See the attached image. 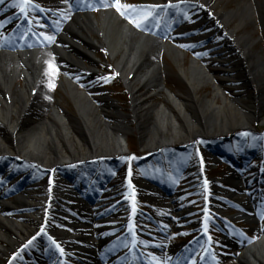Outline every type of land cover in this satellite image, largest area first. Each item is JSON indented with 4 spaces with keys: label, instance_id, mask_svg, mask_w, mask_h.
<instances>
[{
    "label": "bare ground",
    "instance_id": "obj_1",
    "mask_svg": "<svg viewBox=\"0 0 264 264\" xmlns=\"http://www.w3.org/2000/svg\"><path fill=\"white\" fill-rule=\"evenodd\" d=\"M164 2L167 6L180 3L199 6V16L186 15L177 36L186 40L191 37V41L186 42L192 46L203 39L209 42L202 56L197 47H193L188 74L181 68L189 90L187 98L171 93L163 81L160 55L164 52L179 64L183 58L177 46L134 31L112 6L101 10L100 19L89 12L72 15L58 41L47 48L0 50V173L10 162L2 157L7 152L14 153L20 162L48 169L49 174L67 163L115 158L128 151L125 133L132 129L131 123L141 134V146L153 151L165 144H184L199 137L221 138L237 127H250L253 115L261 116L262 97L259 95L264 82L256 76L264 72L262 56L255 52L250 33L237 36V32L247 19L254 21L255 14L263 23L264 0H242L230 10L218 6V0ZM235 18H239L238 25L229 29ZM218 33L216 40L224 37L221 39L224 42L217 47L210 45ZM225 44L229 50L219 51ZM96 50L109 56L111 62L105 65L127 89L128 111L102 88V81L94 71L101 66L94 57ZM223 50L228 54L221 55ZM197 56L207 60L199 62L195 60ZM237 57L239 62H235ZM212 80L215 83L213 98L198 95V89ZM243 82L255 88L250 100L224 95L227 90L239 89ZM59 88L64 93L65 103L57 99ZM154 91L165 92L159 102L152 100ZM217 98L221 99V104ZM124 99L121 97L120 102ZM239 103L249 110L238 108ZM239 173L233 175L232 180H239ZM48 175L43 180L31 179L9 201L0 199V257L5 254V242L15 243L34 229L51 227L67 232L73 228L81 237L71 248L86 264H97L94 255L89 253L100 244L103 228L91 224L90 220L102 212L98 207L88 206L78 191L68 190L52 174ZM197 181L206 196V208L218 212L226 210L225 205L232 201L226 195L235 194L231 181L229 185L205 179ZM175 201L179 203L180 197ZM54 205L58 207L53 209ZM108 206L107 214L117 215V211H111L113 206ZM12 209L18 212L15 216L10 215ZM186 209L181 204L176 207L182 214H188ZM250 209L254 210L252 205ZM70 210L81 217L69 215ZM198 222L203 224L201 220ZM119 223L113 220L106 226L115 227ZM249 232L255 235L254 240L236 251L235 264H264V230L250 228Z\"/></svg>",
    "mask_w": 264,
    "mask_h": 264
},
{
    "label": "rangeland",
    "instance_id": "obj_2",
    "mask_svg": "<svg viewBox=\"0 0 264 264\" xmlns=\"http://www.w3.org/2000/svg\"><path fill=\"white\" fill-rule=\"evenodd\" d=\"M139 1L142 0H119V2L122 5H130L133 3H137ZM218 1H219L218 6L220 7L224 6L225 8L230 10L236 8V6L239 3H241L242 0H218ZM43 4L48 6V4L45 2H43ZM196 9L197 7H193V10ZM93 13L97 19H100V12L94 11ZM238 22H239V18H235L228 28L229 29L235 28V26L238 25ZM245 33L251 34V37L255 42L254 50L256 53H259L262 56L261 60L263 61L262 66L264 71V21L262 23L261 19L258 18L257 14H255L254 21L247 19L245 26H243L237 32V36L243 35ZM92 36L98 38L97 35H92ZM173 41H180V40L173 39ZM211 41L212 43H210V45L212 46L214 45L215 47H217L221 45L220 41L216 43H214L215 39ZM178 47L180 52L182 53V58H183L179 62V64L175 63L172 60V58H170V56H168V54L164 52H162L161 57L159 59H161L163 65L162 67L163 81L166 89H168L171 93L179 96L182 99V98H187L186 95L189 94V90L181 74V68L185 69L186 73L188 74L190 60L191 58H193L194 53H193V49L182 46H178ZM208 47H209V42L208 43L202 42L201 46H199V50L206 51ZM222 49L229 50V47L225 45L224 47H220L218 50L222 51ZM217 52L218 51H215V53ZM227 54L228 52H225L223 50L221 55H227ZM95 58L98 59L99 62H101V68H104L103 71H100L99 73V74L101 73L105 74V75L101 74V77L99 76V78L102 80L103 89L106 91V93L109 95L110 98H114V100L117 103L121 104V107L124 111H128L129 93L127 92V89L125 88L124 90L123 83L120 80L113 79L114 77L110 78L111 75L113 74L112 71L110 72L108 70H105L107 66H105L104 63H107L108 61L111 62L109 56L106 54L104 56L100 52V50H96ZM213 58H217V57L214 56ZM195 59L199 61L202 58L197 57ZM239 59L240 58L235 59V62H239ZM105 60L108 61L106 62ZM202 60H207V59H202ZM206 66L209 68L211 65H206ZM256 77L257 79H261L264 82V72L258 74ZM243 83L244 84H242V86L239 89L234 90V88H232L231 90L225 91L224 95L227 98L235 97V95H237L242 97L243 99L246 98L250 100L251 99L250 97L254 93L255 88L250 83H246V82ZM214 85L215 83L213 80L208 81L198 89L197 91L198 95H200L201 97L213 98L215 92ZM57 93H58L57 99L65 103L64 101L65 97L63 91L59 88L57 89ZM154 93L155 96L152 97L153 102H159L162 99V96L165 94V92L160 93L159 91L158 92L154 91ZM259 96L262 97L260 98L262 102V106L260 108L261 116L258 118L256 117V115H253L254 120H252V125L250 127H246L249 129H243L237 127L236 130H233L232 132L226 135L223 134L222 137L217 138V140L216 139L210 140L199 137L195 139L190 145H183L181 147V150L172 151L174 156L169 161V163L168 162L166 163V165L168 167L172 166V168H174L176 171L173 177L175 184L169 188L170 191L169 190L167 191L166 189L163 190L162 188L158 187L157 189H155L154 192L155 194L151 193L146 195L145 201L133 195L132 192H130V188L135 178L140 174H142L143 169H146L143 167V165L147 162L148 166H150L152 161L151 159H149L143 162L142 156L140 155L143 154V151L146 152L148 148H144L141 146V136H140L141 134L138 131H136L135 124L134 123L129 124L130 121H128V124L132 128L130 131L125 133L126 144L130 148L129 154L124 152V154L119 158L118 163L115 162L108 163V160H111L110 157H101V161H98L96 169H99V171L102 174H106L110 170H113V175L111 174L110 176L109 181L111 183L107 185V187H109V190H107V192L99 193L97 195L95 193L90 194L94 200L93 202L89 201V206L93 208L95 206H99L104 203H112V200H114L115 197L113 196L110 198L108 195L112 193H116V191L123 190V192H125V195L128 199L126 202L128 206H130L129 205L130 200H133V198L134 199L137 198L139 201L143 200L147 204V207H144L146 208V211L144 209V212L141 210L140 212H138L141 218H149L153 220L155 218L157 219V221L167 223V225L170 226V228L167 227L166 230V233L168 236H170V238L168 240L166 238L162 239L163 242L168 243V245L169 244L176 245L179 242H181L182 239H186V238L187 240L191 239L193 234H196V230L194 227L197 226L194 222H192L193 220L197 218H204V220H206L205 223L207 224L209 218L211 217L216 218L210 212V210L206 208L207 199L206 196L203 194V189L202 187L195 185L197 179H205L211 181L217 179L218 180L217 183H220L221 185H229L230 184L229 181H231L232 187L242 193L248 192L251 189V187L248 186L247 183L244 181L245 178L240 176L239 180L237 179L232 180V175H236L237 172H241L242 175L247 174L246 172L248 171L249 173H252L254 170L253 165L259 162V160L256 158V156H251V155L249 156L250 151L253 150L254 152L257 151L258 153H262V151L264 150V122H263L264 88L262 89L261 95ZM121 97H125L123 103L119 101ZM216 101L219 104H221L220 98H217ZM237 106L238 108H241V110H249L245 104L239 103L237 104ZM178 145L180 146L181 144ZM166 149L163 150V153L166 152ZM240 154L245 156H240ZM232 155L234 159H237L238 162L244 163L243 167L237 169L232 168L233 166L230 161ZM242 157H247V158L243 159ZM106 164L110 165V166L108 165V169L105 167ZM162 166L163 165L161 166L157 165V168L160 170V172L162 171L161 174L164 176L163 170L165 169L164 166L163 167ZM255 168L258 169V167ZM41 169L38 166H30V167L28 166V168L25 169L24 172L20 173L22 179L20 180L21 183L19 184V186L23 187L32 178L36 180H41L42 178H44L46 176V172H43ZM251 176L250 175L248 176V178H251L252 180L251 183H253L257 188H260L258 180L253 179V177ZM106 184L107 183H105V185ZM113 185L116 186L112 187ZM262 187L264 189V181ZM4 188L5 187H3L2 189V192H6L4 193L5 194L4 201H9L10 199H12V196L15 194L10 195L11 192L8 191L14 188H9L6 190ZM145 191L146 190H141V192H145ZM210 191L211 190L207 192ZM17 193H19V191H17L16 194ZM176 197L177 198L180 197L179 203L175 201ZM242 197L243 196H241V194H238L237 196H235V199L238 200ZM100 199L102 200L100 201ZM180 204L186 205L187 207L186 210L191 215H189L188 217L178 218L176 213H174L172 210ZM118 206H119L118 204L117 206L114 205V208L117 211H119V214L122 217H127L125 214L131 215L130 211H128L129 208L127 211H124L126 207H123L121 209ZM105 207L108 208V205L107 206L104 205V208ZM226 208L227 210H223L222 212H220L222 216L233 215L237 213L236 210H232L233 209L232 205H226ZM17 213L18 212L16 211V209H12L10 211L11 216H15ZM178 226H182L183 229L180 230ZM252 227L264 229V217H261V220H259L258 224L257 223L252 224ZM152 232L158 234L157 227L152 229ZM206 232L208 236H211V238L219 236V232L214 229L212 231L207 230ZM239 241L240 240H238L237 242L239 243ZM168 248H170V246ZM225 251L227 252L231 250L223 248L222 252ZM234 251L235 250H232V252ZM0 259L2 264H8L6 255ZM222 264H235V259L224 255Z\"/></svg>",
    "mask_w": 264,
    "mask_h": 264
},
{
    "label": "snow or ice",
    "instance_id": "obj_3",
    "mask_svg": "<svg viewBox=\"0 0 264 264\" xmlns=\"http://www.w3.org/2000/svg\"><path fill=\"white\" fill-rule=\"evenodd\" d=\"M27 2H29V0H25V3H27ZM0 3H3V0H0ZM105 6H107V5H105ZM114 6L117 8L118 11H120L121 9H124V8L132 9V10H135V8H136V6H132V5H122V4L119 2V0H116V3H115ZM22 10H23V9H22ZM121 15H124V12H123V11H121ZM147 18H148V17L145 16V19H147ZM131 22L134 23V24H136L137 27L140 26V22L137 21V20H132ZM49 39H51V38L49 37Z\"/></svg>",
    "mask_w": 264,
    "mask_h": 264
}]
</instances>
